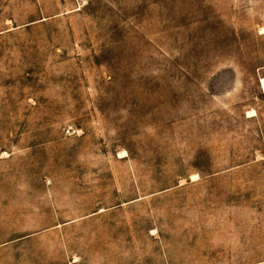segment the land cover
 I'll list each match as a JSON object with an SVG mask.
<instances>
[{"label":"rangeland","instance_id":"374dc122","mask_svg":"<svg viewBox=\"0 0 264 264\" xmlns=\"http://www.w3.org/2000/svg\"><path fill=\"white\" fill-rule=\"evenodd\" d=\"M264 0H0V264H264Z\"/></svg>","mask_w":264,"mask_h":264},{"label":"bare ground","instance_id":"6f19581e","mask_svg":"<svg viewBox=\"0 0 264 264\" xmlns=\"http://www.w3.org/2000/svg\"><path fill=\"white\" fill-rule=\"evenodd\" d=\"M262 80H261V85H262V88H263V90H264V78H261Z\"/></svg>","mask_w":264,"mask_h":264}]
</instances>
